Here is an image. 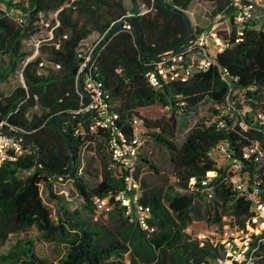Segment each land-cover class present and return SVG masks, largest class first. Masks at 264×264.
<instances>
[{
    "label": "trees",
    "instance_id": "obj_1",
    "mask_svg": "<svg viewBox=\"0 0 264 264\" xmlns=\"http://www.w3.org/2000/svg\"><path fill=\"white\" fill-rule=\"evenodd\" d=\"M130 1L131 8L124 0H6L7 9L16 12L0 8V131L19 139L24 149L0 168V264H50L36 253L31 239H16L2 251L11 235L32 227L44 242L65 246L60 264H201L219 252L191 239L185 231L189 223L218 222L224 205L241 227L253 216L250 202L232 188L233 173L217 167L208 151L226 141L232 157L241 162L240 172L264 189V12L255 6L257 17L239 30L219 29L216 36L224 47L205 71L154 89L145 78L152 63L166 51H183L201 33L187 14L193 1L211 3L212 16L221 14L231 23L237 7L233 0ZM50 13L54 17L49 18ZM44 20L50 35L38 39V56L28 59L25 42L42 32ZM97 41L89 60L92 70L77 77L85 44ZM15 72L22 82L4 93L1 84ZM86 77L101 82L109 110L118 115L115 129L95 126L96 114L80 111L91 101ZM227 101L234 109L229 117L221 116L219 107ZM204 103L212 113L197 119ZM153 104L170 112L153 120L141 118L153 130L152 140L169 151L175 178L174 185L166 187L148 183L138 174L142 160L134 173L141 188L138 202L149 208L147 221L154 231L143 229L117 204L94 219L93 197L110 195L113 201L124 189L126 171L109 156L100 180L81 174L85 147L96 135L104 137L107 147L113 130L130 139L132 117ZM180 130L183 136L177 140ZM255 142L262 155L244 159V149ZM213 170L217 175L208 199L201 180ZM60 178L72 182L81 200L78 207H66L63 196L54 193L53 182ZM42 183L48 196L60 203L55 220L41 197Z\"/></svg>",
    "mask_w": 264,
    "mask_h": 264
},
{
    "label": "built area",
    "instance_id": "obj_2",
    "mask_svg": "<svg viewBox=\"0 0 264 264\" xmlns=\"http://www.w3.org/2000/svg\"><path fill=\"white\" fill-rule=\"evenodd\" d=\"M233 3L237 10L233 16L232 23L229 20L231 27L235 26L239 30L246 21L257 17L254 13L255 4L253 2L233 0ZM219 16L224 17L221 14H217L214 18ZM219 24V20L214 19L211 21L206 29L201 31L194 39H191L189 45L183 51L176 52L171 50L160 54L156 61L152 63V68L145 72V78L149 85L154 89H160L167 82H184L193 73L205 71L211 66L214 63V55L209 54L207 50L208 40H212L216 46V52L224 47V43L216 36L217 31L221 29ZM123 26L126 29L130 28L128 23ZM97 44L98 41L93 44H85L87 52L80 56L81 62L77 77L85 69L88 71L92 70L93 62L89 60L94 55ZM84 83L90 94L91 101L81 108L80 111L95 113V126L107 130L115 129L114 125L118 115L109 110L111 105L105 99L107 95L102 88L101 82L92 81L89 77H86ZM233 109V105L227 101L222 108L219 107V110H221L220 115L229 117V113ZM195 121L196 119H194ZM218 124L223 125L222 121H219ZM130 125L132 127L130 139L125 140L119 133L118 137L117 130L111 131L107 138V151L110 159L113 163L120 164L126 171L124 189L113 196V201H111L112 196L110 195L104 198L93 197V218L98 219L106 216L117 204L120 207H124L125 213L131 219L137 221L143 229L154 231V227L147 221L150 217L149 208L138 202L141 188L134 177L140 162L138 155L142 145L141 134L145 131L146 126L138 116L132 117ZM23 153L24 149L19 139L0 131V168L6 161L16 160ZM214 153H218L228 161L230 160L232 170L240 169L241 162L232 157L226 141H220L208 151V155L212 158H214ZM253 153H257L256 159L259 155H262L257 142L245 148L242 156L244 159H249ZM216 175L217 172L214 170L207 171L201 180V186L205 190L208 199L213 195L212 181ZM59 180L62 179L60 178ZM230 182L233 190L250 202V210L253 212V216L246 221L244 227H241L232 213H226L221 216L218 222L212 223L203 232L197 235H190L191 239L196 240L200 247L210 245L219 252L215 258H208L207 262H202L201 264H253L259 251V246L264 241V200L262 198L264 189L259 188L258 183L251 181L249 177L244 179L234 173L230 177Z\"/></svg>",
    "mask_w": 264,
    "mask_h": 264
},
{
    "label": "rangeland",
    "instance_id": "obj_3",
    "mask_svg": "<svg viewBox=\"0 0 264 264\" xmlns=\"http://www.w3.org/2000/svg\"><path fill=\"white\" fill-rule=\"evenodd\" d=\"M125 4L128 8H131V1L130 0H124ZM245 1H251L255 4L256 8L258 9V12L262 15L264 12V0H245ZM0 8L8 10L11 14H14L16 11L13 9H7L6 6V0H0ZM212 10L213 6L211 3L205 2V1H193L191 5L189 6L187 10V14L193 24V26L198 27L203 31L208 27L211 21L219 20V28L221 29H230V23L229 19L227 17H213L212 16ZM258 13V14H259ZM259 14V15H260ZM54 17V13H50L49 18ZM214 18V19H213ZM47 21H41L42 25V32L39 33V35L34 36L32 39L27 40L25 42V50L30 51L31 55L28 57V59H34L36 56H38V39L39 38H47L49 37V32L46 31ZM44 41V40H43ZM89 42V41H88ZM43 43V42H41ZM207 50L209 54L214 55L216 52V46L212 42V40H208L207 43ZM22 82V78L19 74V72H15L12 74L8 80L1 84L2 91L4 93L10 92L16 85ZM242 104L243 108L242 111H247V106L244 103L243 96L239 94L237 96ZM170 112V109L165 106H161L159 104H153L147 107H144L139 110L138 117L143 121L141 117L148 118V119H157L161 116L168 114ZM210 104L204 103L200 105L199 108V114L196 116L198 119L200 116L204 117H210L211 114ZM195 118V119H196ZM194 119V118H193ZM144 123V121H143ZM180 126V125H179ZM153 130L150 128L145 129V131L141 134V141L142 145L139 149V152L141 155L142 164L139 167L138 174L141 176L142 179H145L148 183L153 185H162L165 186L166 184L174 185V176L172 174V170L170 167L169 162V151L162 145L154 142L152 140L150 133ZM183 136V131L180 130L176 133L177 140H180ZM213 157L216 161V165L224 168L227 172L234 173L236 175H240L244 179H247L248 176L244 173L240 172V169L238 170H232L231 169V161L224 159L223 156H220L218 153H214ZM106 159H109L107 147H106V141L102 135H96L94 137V143L91 145H88L85 147L83 151L82 160L85 162V165L80 170L81 174L86 175L90 178L97 177V174L99 173L100 169L102 168V164ZM90 160L91 165L89 167V170H86V161ZM150 161L152 165L156 168V170L150 168L149 164H147L145 161ZM176 191H183V189L174 186ZM41 189V197L46 204V206L49 208L51 218L56 219L59 215L60 210V203L49 197L47 193V189L44 183L40 186ZM53 189L54 193L63 196L66 207L70 209H74L78 207L81 203L80 198L75 195L73 184L70 180H57L53 182ZM223 213H227V208L224 205V207L221 209ZM211 224L208 221H193L189 223L185 231L190 235H197L198 233L203 232L206 228H209ZM16 239H31L35 243V251L36 253L49 260L50 264H60L59 259L63 256L65 253V246L61 244H54V243H48L44 242L41 238L40 233L35 227H32L28 229L25 232H21L18 235H11L9 241L6 243V245L3 247L2 251L6 252L8 247L14 243ZM17 264H24L22 261H18Z\"/></svg>",
    "mask_w": 264,
    "mask_h": 264
},
{
    "label": "crops",
    "instance_id": "obj_4",
    "mask_svg": "<svg viewBox=\"0 0 264 264\" xmlns=\"http://www.w3.org/2000/svg\"><path fill=\"white\" fill-rule=\"evenodd\" d=\"M140 154V152H139ZM141 161V155H138ZM86 165L90 166L91 165V161L87 160L86 161ZM139 166V165H138ZM141 177V176H139ZM97 179L100 180L101 179V169L99 171V173L97 174ZM175 180V178H174ZM167 185H171V184H166L165 187ZM197 221H204V220H197ZM253 264H264V241L260 244L259 246V251L256 254V257L254 259V263Z\"/></svg>",
    "mask_w": 264,
    "mask_h": 264
}]
</instances>
